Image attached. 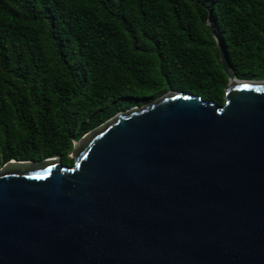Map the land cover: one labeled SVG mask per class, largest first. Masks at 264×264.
<instances>
[{"label":"water","instance_id":"obj_1","mask_svg":"<svg viewBox=\"0 0 264 264\" xmlns=\"http://www.w3.org/2000/svg\"><path fill=\"white\" fill-rule=\"evenodd\" d=\"M170 90L0 167V264H264V79Z\"/></svg>","mask_w":264,"mask_h":264},{"label":"trees","instance_id":"obj_2","mask_svg":"<svg viewBox=\"0 0 264 264\" xmlns=\"http://www.w3.org/2000/svg\"><path fill=\"white\" fill-rule=\"evenodd\" d=\"M264 79V0H0V167L60 156L120 111L178 89L224 103Z\"/></svg>","mask_w":264,"mask_h":264},{"label":"rangeland","instance_id":"obj_3","mask_svg":"<svg viewBox=\"0 0 264 264\" xmlns=\"http://www.w3.org/2000/svg\"><path fill=\"white\" fill-rule=\"evenodd\" d=\"M71 157H73V156H71Z\"/></svg>","mask_w":264,"mask_h":264}]
</instances>
